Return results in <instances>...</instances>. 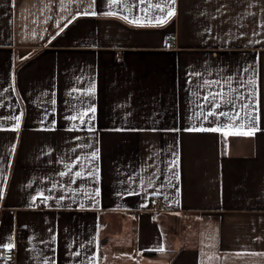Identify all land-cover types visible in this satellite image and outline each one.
<instances>
[{"label": "crops", "instance_id": "0c3cea01", "mask_svg": "<svg viewBox=\"0 0 264 264\" xmlns=\"http://www.w3.org/2000/svg\"><path fill=\"white\" fill-rule=\"evenodd\" d=\"M157 3L0 0V264H264V0Z\"/></svg>", "mask_w": 264, "mask_h": 264}, {"label": "snow or ice", "instance_id": "6c2138e0", "mask_svg": "<svg viewBox=\"0 0 264 264\" xmlns=\"http://www.w3.org/2000/svg\"><path fill=\"white\" fill-rule=\"evenodd\" d=\"M168 2H169V0H160V3H157V4H156V7L159 8L161 12H163L165 9H164V8H161V7H160V4L163 3V4L165 5V7H166ZM171 2L174 3L175 0H171ZM141 3H143V0H141ZM93 14H94V13H93ZM107 14H108V15H114L113 12H109V13H107ZM174 14H175V13H174V10H168V11H167V15H166L165 17H154L155 23H157V24H163V23H166V22H167V18L171 17V16L174 15ZM73 18H75V17H73ZM123 18L126 19V20L128 19L127 16H124ZM145 19H147V17H145ZM69 22H71V21H69ZM129 22H131V23H136V24H139V23H140L139 20H131V21H129ZM216 96H220V97H221L220 102H217V101H216ZM204 100H205L206 102L212 104V106H213V110L208 112V115H209V116H214V115H215V116H226L227 114H226L225 112L221 111V112L217 113V112H215V109L219 108L220 105H221L222 103H224V104H232V103H233L231 100L227 99L226 94H220V93H217V94H210V96H206V97H204ZM233 107H234V105H233ZM244 107H247V106L245 105ZM90 111H91L92 113H94V112H95V108H94V107L91 108ZM238 117H239V113L237 112V113L235 114V117H230V119H235V118H238ZM204 118L207 119V116H205ZM19 119H20L19 117H16V120H17V121H19ZM73 119H75V117H73ZM82 122H83V121H82ZM17 126H18V125H17ZM232 126H235V125L233 124ZM242 126H243V125H242ZM247 127H248L249 129H255L256 125H255V123H251V122H250V123L247 125ZM195 130H200V131H219L220 129H218V128H211V129H203V128H200V129H195ZM235 134L251 135V134H253V132H252L251 130H249V131L244 132V133H235ZM92 159H93V160L97 159V154H96V153H93V155H92ZM74 166H75V164H73L72 166L69 167V169H68V173H64V172H62L61 175L64 176V175H68L69 173H71V172H72V167H74ZM74 175L78 177V176L81 175V173H80V172H76ZM74 182H75V180H73V183H74ZM97 193H98V190H97ZM33 199L35 200V197H34ZM47 199H48V197H45V200H47ZM8 247L11 248V245L9 244ZM158 250H159V251H163V248H160V249H158Z\"/></svg>", "mask_w": 264, "mask_h": 264}, {"label": "built area", "instance_id": "2783aa9c", "mask_svg": "<svg viewBox=\"0 0 264 264\" xmlns=\"http://www.w3.org/2000/svg\"><path fill=\"white\" fill-rule=\"evenodd\" d=\"M174 40L168 38L164 43V49H172ZM0 259L3 261H12L14 259V250L13 248H4L0 250Z\"/></svg>", "mask_w": 264, "mask_h": 264}, {"label": "trees", "instance_id": "16d2710c", "mask_svg": "<svg viewBox=\"0 0 264 264\" xmlns=\"http://www.w3.org/2000/svg\"><path fill=\"white\" fill-rule=\"evenodd\" d=\"M148 254H154V252H147Z\"/></svg>", "mask_w": 264, "mask_h": 264}]
</instances>
